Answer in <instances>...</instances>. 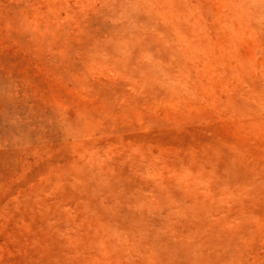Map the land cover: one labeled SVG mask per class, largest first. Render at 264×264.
I'll list each match as a JSON object with an SVG mask.
<instances>
[{"label": "rangeland", "instance_id": "374dc122", "mask_svg": "<svg viewBox=\"0 0 264 264\" xmlns=\"http://www.w3.org/2000/svg\"><path fill=\"white\" fill-rule=\"evenodd\" d=\"M0 264H264V0H0Z\"/></svg>", "mask_w": 264, "mask_h": 264}]
</instances>
